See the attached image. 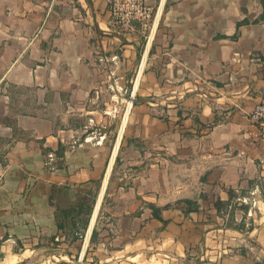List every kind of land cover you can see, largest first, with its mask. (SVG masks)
I'll return each instance as SVG.
<instances>
[{"label":"crops","instance_id":"crops-1","mask_svg":"<svg viewBox=\"0 0 264 264\" xmlns=\"http://www.w3.org/2000/svg\"><path fill=\"white\" fill-rule=\"evenodd\" d=\"M108 1L0 0V264H264V0Z\"/></svg>","mask_w":264,"mask_h":264},{"label":"built area","instance_id":"built-area-1","mask_svg":"<svg viewBox=\"0 0 264 264\" xmlns=\"http://www.w3.org/2000/svg\"><path fill=\"white\" fill-rule=\"evenodd\" d=\"M108 10L112 25L126 34L140 29L147 43H150L155 36L156 21L163 10V1H160L155 14L147 0H109ZM251 120L264 139V101L256 105L251 113ZM49 159H54V156L49 155ZM243 202H247V199H243Z\"/></svg>","mask_w":264,"mask_h":264},{"label":"trees","instance_id":"trees-1","mask_svg":"<svg viewBox=\"0 0 264 264\" xmlns=\"http://www.w3.org/2000/svg\"><path fill=\"white\" fill-rule=\"evenodd\" d=\"M119 163V158L116 160V165ZM95 198L96 196H93L91 202L89 203V205L85 204L84 206L82 207H79V212L77 215L81 214V216L83 217V223H82V230L85 231L87 228H88V224H89V221H90V217L92 215V212H93V208H94V203H95ZM190 209L191 210H194L196 209V207H194L193 204H190ZM154 211H156V216L158 218H161L160 217V214L159 212H157V209H154ZM83 214V215H82ZM96 229L93 231V235H92V239L95 238L96 236Z\"/></svg>","mask_w":264,"mask_h":264},{"label":"rangeland","instance_id":"rangeland-1","mask_svg":"<svg viewBox=\"0 0 264 264\" xmlns=\"http://www.w3.org/2000/svg\"><path fill=\"white\" fill-rule=\"evenodd\" d=\"M116 138V137H115ZM116 144V143H115ZM119 153V152H118ZM116 171H118V169L116 170ZM105 203H107V201L106 200H104V202H103V205L102 206H100V210H99V212H98V223L100 224L101 222H103L105 219H106V214H107V212H106V210H105Z\"/></svg>","mask_w":264,"mask_h":264},{"label":"bare ground","instance_id":"bare-ground-1","mask_svg":"<svg viewBox=\"0 0 264 264\" xmlns=\"http://www.w3.org/2000/svg\"><path fill=\"white\" fill-rule=\"evenodd\" d=\"M119 147V144L117 145V147H116V149H115V154H116V151H117V148ZM111 166V165H110ZM104 190H105V186L103 187V191H102V193L104 192ZM100 198V197H99ZM101 200V199H100ZM100 203V202H99ZM98 206H99V204H98ZM96 208H97V206H96ZM95 215H94V217H93V219H92V225L95 223ZM96 225V224H95Z\"/></svg>","mask_w":264,"mask_h":264}]
</instances>
